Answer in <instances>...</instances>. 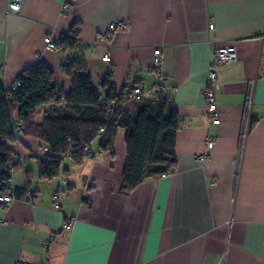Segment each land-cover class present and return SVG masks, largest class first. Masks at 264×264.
<instances>
[{
    "label": "crops",
    "instance_id": "crops-1",
    "mask_svg": "<svg viewBox=\"0 0 264 264\" xmlns=\"http://www.w3.org/2000/svg\"><path fill=\"white\" fill-rule=\"evenodd\" d=\"M5 10L0 0L5 86L42 62L67 90L61 67L77 54L95 84L109 75L117 89L139 86L144 97L160 84L182 122L175 171L146 179L127 195L119 190L123 132L113 155L99 152L94 141L95 156L81 165L66 161L68 175L50 181L38 179L30 158L38 142L26 138L22 154L31 174L28 191L34 193L30 201L15 198L0 207V264L38 261L41 243H47L48 264H264V0H22L17 14ZM113 21L125 28L103 42ZM69 32L76 35L72 49L45 48L46 35L58 39ZM208 40L234 44L238 56L215 68L218 124L209 121L202 94ZM156 48L161 80L153 70ZM24 171L12 173L13 187L25 186ZM58 191L56 208L52 195Z\"/></svg>",
    "mask_w": 264,
    "mask_h": 264
},
{
    "label": "trees",
    "instance_id": "trees-1",
    "mask_svg": "<svg viewBox=\"0 0 264 264\" xmlns=\"http://www.w3.org/2000/svg\"><path fill=\"white\" fill-rule=\"evenodd\" d=\"M75 38L74 33H65L59 43L72 49ZM75 55L61 67L69 80L67 90L42 62L23 69L15 89L0 81V195L8 196L10 202L22 197L30 201L34 193L28 191L31 174L26 166L28 159L22 154L26 138L38 142L30 158L36 160L41 181L66 177V161L81 165L86 157L95 156L91 152L94 141L99 152L113 155L119 132H123L126 151L120 193L127 195L146 179L169 175L176 169L175 143L182 120L172 103L153 94L132 99L129 96L134 89L141 87L117 89L109 75L95 84L81 57ZM153 70L156 74L154 64ZM41 106L42 117L36 120ZM19 124L23 131L17 136L14 128ZM19 169L25 170V186L15 188L11 175ZM55 193L58 203L60 192ZM10 202H0V207Z\"/></svg>",
    "mask_w": 264,
    "mask_h": 264
},
{
    "label": "built area",
    "instance_id": "built-area-1",
    "mask_svg": "<svg viewBox=\"0 0 264 264\" xmlns=\"http://www.w3.org/2000/svg\"><path fill=\"white\" fill-rule=\"evenodd\" d=\"M6 3V10L4 12V15L8 14H17L21 8L22 0H4ZM213 23L209 24V28L213 27ZM125 24L122 21H113L108 25L107 31L105 34L101 36V40L105 42L113 32L117 29H124ZM63 35V34H62ZM45 48L47 50L56 51V52H62L69 50V48H65L63 45L59 43L58 39H52L50 35H46L43 39ZM208 45L210 46V52L211 56L209 59V65L207 68V75L206 79L203 83L202 88V94L204 99V105L206 109V114L209 118V121L212 124H218L220 121L219 118V110L217 107V100H216V91L219 88V85L217 83V76L215 68L221 64H227V63H233L237 60V50L235 48V45L228 42H214L212 40H208ZM108 55L103 56V60L108 62L109 61ZM160 60H161V49L156 48L153 50V64L157 68L156 77L160 80L162 79V73L160 71ZM249 91L247 93V99L245 103V109H244V115H243V122H244V129L242 131V136L244 137L246 135V129L248 126V121L250 119V108H251V95H252V86L253 82H250ZM19 84L15 82L12 85V89H15ZM156 97V98H163L166 95L165 88L161 86L160 84H156L154 88L151 89L150 93ZM143 92L140 88H135L132 94L129 96L132 99H138L140 98ZM23 131V127L19 124L14 128V132L17 136H20ZM102 132V130H100ZM208 148H211L213 146V141L211 139L207 140L206 143ZM199 160H203L204 156L200 155ZM239 162H236V167L238 168ZM57 194L55 193L53 195V199L55 207H58V203L56 202ZM0 202H4L8 204L10 202V198L8 196H2L0 195ZM72 226V221L69 220L64 224V227L69 229ZM47 243H41L40 244V250H41V256L38 261L31 262V261H25L20 260L16 264H48L47 258L44 255L45 249Z\"/></svg>",
    "mask_w": 264,
    "mask_h": 264
},
{
    "label": "rangeland",
    "instance_id": "rangeland-1",
    "mask_svg": "<svg viewBox=\"0 0 264 264\" xmlns=\"http://www.w3.org/2000/svg\"><path fill=\"white\" fill-rule=\"evenodd\" d=\"M44 109V106H41L37 109L36 115L40 116L42 113V110ZM41 111V112H40Z\"/></svg>",
    "mask_w": 264,
    "mask_h": 264
}]
</instances>
